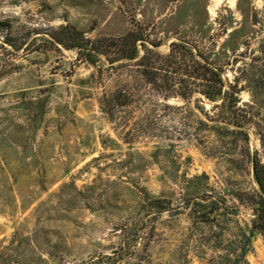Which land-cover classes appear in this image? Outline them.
I'll use <instances>...</instances> for the list:
<instances>
[{
    "label": "rangeland",
    "instance_id": "1",
    "mask_svg": "<svg viewBox=\"0 0 264 264\" xmlns=\"http://www.w3.org/2000/svg\"><path fill=\"white\" fill-rule=\"evenodd\" d=\"M263 8L0 0V264H264L246 205L264 163ZM64 27L94 41L137 30L140 57L190 50L237 104L207 100L185 70L152 86L137 60L91 64L52 42ZM239 228L253 232L245 257Z\"/></svg>",
    "mask_w": 264,
    "mask_h": 264
},
{
    "label": "trees",
    "instance_id": "2",
    "mask_svg": "<svg viewBox=\"0 0 264 264\" xmlns=\"http://www.w3.org/2000/svg\"><path fill=\"white\" fill-rule=\"evenodd\" d=\"M264 9V8H263ZM264 19V18H263ZM254 24H259L256 16L253 19ZM264 24V22H263ZM53 43L66 47L68 49H76L82 57L91 64H95L99 56L108 58V63L113 65L122 60L134 61L137 60L138 66L142 68V76L148 84L157 86L160 80V74L167 73L175 75L178 71L185 70L189 78L200 79L203 82L201 94L209 101L216 102L222 100V104L236 105L235 93L230 90H224V81L219 70L212 67L208 60L201 57L203 64L194 61V54L189 52V61L185 60L184 56L174 51L175 45H172V50L168 56L162 57L158 53L145 49L144 55L139 56V46L144 47L145 39L143 35L137 31L122 36L118 39L90 40L85 38L72 28H60L57 33L50 36ZM158 61H163V67H158ZM172 70V71H171ZM256 82L260 83L264 88V62L258 75ZM174 94V87L172 89ZM181 96V95H180ZM247 136V135H246ZM252 170L254 180L257 186V191L250 196L246 205L252 207L256 213V226L264 230V163L255 158L252 161ZM220 209L215 210L216 214ZM218 216V215H216ZM252 231L245 232L242 228L238 229V233L234 240L243 250L241 256L245 257L248 253Z\"/></svg>",
    "mask_w": 264,
    "mask_h": 264
}]
</instances>
